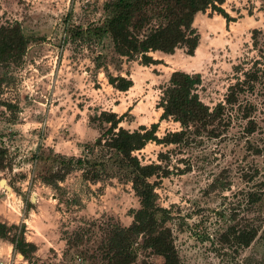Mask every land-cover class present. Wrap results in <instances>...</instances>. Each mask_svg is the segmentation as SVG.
I'll return each instance as SVG.
<instances>
[{
	"label": "rangeland",
	"instance_id": "1",
	"mask_svg": "<svg viewBox=\"0 0 264 264\" xmlns=\"http://www.w3.org/2000/svg\"><path fill=\"white\" fill-rule=\"evenodd\" d=\"M106 1L0 0V25L18 23L29 37L20 59L0 63V148L5 150L0 221L15 225L12 233L22 231L25 241L35 245L25 258L0 238V259L11 264H103L77 256L95 253V242L73 247L67 239L94 219L128 226L132 210L139 208L130 181L113 176L93 183L74 170L55 189L39 176L50 160L37 155L51 150L85 155V145L102 131L101 111L123 115L119 125L129 130L158 123V137L177 131L180 124L160 120L158 107L173 71L199 73L197 92L213 106L224 101L228 86L243 79V71L257 60L254 91L240 93L242 106L247 101L255 105L253 133L243 132L246 119L235 113L218 136L203 133L188 144L150 141L134 154L142 163L169 169L167 176L152 179L157 203L170 211L168 225L181 264H264V195L254 208L246 197L251 190L264 193V0H225L222 8L235 18L229 23L211 9L196 13L193 26L200 38L194 54L185 48L154 52L160 62L151 65L114 53L110 37L99 29L108 16ZM254 29L259 30L256 37ZM108 75L130 78L133 84L118 90ZM5 187L11 189L8 196ZM253 222L259 233L248 247L223 237L229 225ZM159 260L141 250L136 264Z\"/></svg>",
	"mask_w": 264,
	"mask_h": 264
},
{
	"label": "trees",
	"instance_id": "2",
	"mask_svg": "<svg viewBox=\"0 0 264 264\" xmlns=\"http://www.w3.org/2000/svg\"><path fill=\"white\" fill-rule=\"evenodd\" d=\"M224 1L107 0L104 7L108 16L104 26L99 29L102 35L110 37L113 51L118 56L138 60L143 65L157 64L160 61L152 56L154 52L171 54L177 48H185L187 54H194L200 38L193 26L196 13L211 9L222 15L227 23L234 21L235 18L222 8ZM258 32V29H254L253 36L256 37ZM28 42L29 37L18 23L0 25V63L20 59ZM257 64L256 60L250 69L243 71L244 78H237L236 82L229 85L224 101L213 106L205 103L197 92L201 84L199 73L173 71L162 90L158 107L162 109L160 120L172 119L180 124L177 131H168L158 137V123L129 130L119 125L123 115L101 111L97 119L102 131L91 144L85 145V155L67 156L52 150L48 154L41 151L37 155L40 160H50L46 170L41 171L39 176L45 184L55 189L60 188L59 183L68 174L80 170L82 178L93 183L113 176L126 179L139 199V208L132 210V221L128 226L94 219L87 222L85 229L72 232L67 239L68 246L78 247L86 240L96 245L95 253L87 255L86 252H80L77 255L79 258L84 261L88 258L100 259L103 264H136L139 252L149 250L160 258L154 264H181L168 225L170 211L157 203L156 181L152 179L167 176L169 169L161 163H142L134 152L144 148L150 141L165 145L188 144L203 133L218 136L231 125L235 113L246 119L243 132L253 133L257 129V123L251 117L255 105L247 101L242 106L240 93L254 91L259 80ZM108 80L121 91L128 90L133 84L130 78L121 76L108 75ZM255 150L260 152L261 149L257 146ZM4 152L0 148L2 167ZM159 156L167 157L164 153H159ZM111 166H116V170ZM263 195L260 190L247 192L250 207L254 208ZM14 228L17 227L0 221V238L9 240L14 250L28 258L35 250V245L25 241L22 231L12 233ZM258 233L259 227L254 222L246 223L245 227L235 223L227 227L223 237L237 247H248Z\"/></svg>",
	"mask_w": 264,
	"mask_h": 264
},
{
	"label": "built area",
	"instance_id": "3",
	"mask_svg": "<svg viewBox=\"0 0 264 264\" xmlns=\"http://www.w3.org/2000/svg\"><path fill=\"white\" fill-rule=\"evenodd\" d=\"M10 191H11V189L8 190V188L5 187L4 192H5V194H6L7 196H8V194H11ZM8 192H9V193H8ZM0 264H11V263H10V260H9V259H0Z\"/></svg>",
	"mask_w": 264,
	"mask_h": 264
}]
</instances>
